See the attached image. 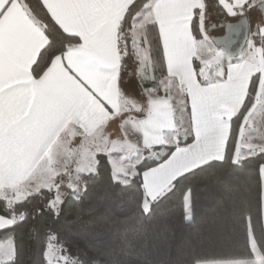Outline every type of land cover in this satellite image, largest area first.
<instances>
[{
  "label": "snow or ice",
  "instance_id": "obj_1",
  "mask_svg": "<svg viewBox=\"0 0 264 264\" xmlns=\"http://www.w3.org/2000/svg\"><path fill=\"white\" fill-rule=\"evenodd\" d=\"M200 178L238 251L189 264H264V0H0V264H26V236L40 264H147L136 225L178 191L167 215L191 223ZM89 187L135 213L89 216L108 236L73 256L36 225Z\"/></svg>",
  "mask_w": 264,
  "mask_h": 264
},
{
  "label": "trees",
  "instance_id": "obj_2",
  "mask_svg": "<svg viewBox=\"0 0 264 264\" xmlns=\"http://www.w3.org/2000/svg\"><path fill=\"white\" fill-rule=\"evenodd\" d=\"M225 20L220 17L214 22L221 23ZM134 67V64H130L129 71L132 72ZM147 163L154 166L151 160ZM221 179L243 182L244 177L224 175ZM190 186L195 203L194 219L191 223L184 221L179 211L174 218L167 215V208L179 205L178 191L175 196L158 206L156 215L145 220L143 224L136 225L142 237L143 256L140 258L142 262L146 260L147 264H189L194 257H203L211 261L238 251L234 238L226 236L220 230L214 216L217 202L222 198L217 182L210 178H200L192 180ZM106 210H111L122 220L135 213L130 198L118 197L103 188L89 187L83 201L79 202L74 210L66 212L54 223L48 216H42L36 226L44 230V225L51 224L59 230L62 240L71 239L74 242L71 254L75 256L81 253L85 241L107 238L106 229L87 222L89 216ZM25 239L28 240V251L24 257L26 264H40L39 242L34 236H26Z\"/></svg>",
  "mask_w": 264,
  "mask_h": 264
},
{
  "label": "water",
  "instance_id": "obj_3",
  "mask_svg": "<svg viewBox=\"0 0 264 264\" xmlns=\"http://www.w3.org/2000/svg\"><path fill=\"white\" fill-rule=\"evenodd\" d=\"M228 22L235 23L236 21L228 20L227 22H221V23H219V24L228 23ZM219 29H221V28H219ZM221 30L223 31V29H221ZM221 35H223V33H222ZM217 36H219V35H217ZM242 43H243V35H241V37H240V39L238 40L237 44L234 46V50H235L236 48H239L240 45H241Z\"/></svg>",
  "mask_w": 264,
  "mask_h": 264
},
{
  "label": "rangeland",
  "instance_id": "obj_4",
  "mask_svg": "<svg viewBox=\"0 0 264 264\" xmlns=\"http://www.w3.org/2000/svg\"><path fill=\"white\" fill-rule=\"evenodd\" d=\"M228 20L235 21V20H232L231 18H228V19L225 20V22H227ZM216 23L219 24L220 22H216ZM222 33H223V31L221 29H219V28H217L216 30L212 31V35H215V36L221 35Z\"/></svg>",
  "mask_w": 264,
  "mask_h": 264
},
{
  "label": "crops",
  "instance_id": "obj_5",
  "mask_svg": "<svg viewBox=\"0 0 264 264\" xmlns=\"http://www.w3.org/2000/svg\"><path fill=\"white\" fill-rule=\"evenodd\" d=\"M134 70H135V67H134ZM134 70H133V71H134ZM135 86H136V80H135V78H133L132 81H131V84H130V88H131L132 90H135Z\"/></svg>",
  "mask_w": 264,
  "mask_h": 264
}]
</instances>
